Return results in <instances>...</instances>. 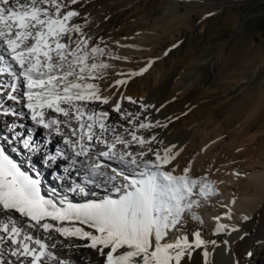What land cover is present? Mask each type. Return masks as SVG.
I'll list each match as a JSON object with an SVG mask.
<instances>
[{
    "label": "snow or ice",
    "instance_id": "1",
    "mask_svg": "<svg viewBox=\"0 0 264 264\" xmlns=\"http://www.w3.org/2000/svg\"><path fill=\"white\" fill-rule=\"evenodd\" d=\"M78 3L80 0H0V47L11 61L0 55V77L11 78L7 84L0 79V94L10 88L6 99L23 103L34 124L60 140L53 151L46 152L44 142L15 132L13 139L29 158L39 155L47 165H64L60 180L71 178L74 171L78 178L82 173L80 182L73 181L71 192L87 197L92 186L117 195L73 203L53 188L46 197L40 170L34 167L35 177L30 175L0 147V264H80L63 257L58 251L61 246L94 250L103 264H182L203 246L204 262L211 264L207 245L215 246L216 241L204 240L199 231L192 241L187 235L174 242H164V238L186 214L198 219L193 207L200 201L194 197L215 195V187L206 176L193 179L190 162L182 174H174L170 166L179 155L176 146L153 148L150 145L163 142L155 135L138 134L162 125L147 117L141 119L139 112H125L121 100L137 103L131 97L122 95L113 106L130 128L110 122L109 112L89 107L96 102L110 103L111 97L102 96L99 84L91 81L101 79L111 66L99 59L111 53L106 45H90L92 37L74 22L81 12L71 5ZM151 63L130 71L128 78L147 71ZM126 83L127 79H117L114 86ZM21 91L22 98L17 95ZM140 107L152 106L141 103ZM0 112L25 115L5 107L3 98ZM133 145L139 150H132ZM14 214L25 219L18 220ZM215 219L219 221V217ZM225 228L227 225L218 222L216 232ZM53 233L86 243L63 244Z\"/></svg>",
    "mask_w": 264,
    "mask_h": 264
},
{
    "label": "rangeland",
    "instance_id": "2",
    "mask_svg": "<svg viewBox=\"0 0 264 264\" xmlns=\"http://www.w3.org/2000/svg\"><path fill=\"white\" fill-rule=\"evenodd\" d=\"M74 22L88 36L105 29L90 45H120L114 57H120L127 83L112 91L114 82L108 87L91 81L100 93L137 101L121 100L126 110L130 103L152 106L139 113L153 124L171 117L180 125L184 116L204 125L213 116L222 142L244 138L242 145L251 150L246 158L263 164L264 0H93ZM149 60L147 71L128 78ZM194 130V125L181 127L160 147L175 145L178 152L196 155L216 138L213 128L203 141Z\"/></svg>",
    "mask_w": 264,
    "mask_h": 264
},
{
    "label": "bare ground",
    "instance_id": "3",
    "mask_svg": "<svg viewBox=\"0 0 264 264\" xmlns=\"http://www.w3.org/2000/svg\"><path fill=\"white\" fill-rule=\"evenodd\" d=\"M80 1L81 5L79 11L85 12L90 7L93 0ZM104 30V28H101L90 36L92 39L94 37L96 38V36ZM108 43L106 45L104 42V45L107 46L111 55H106L99 59L107 62L111 66L104 70V75L99 80L104 82L107 86L110 84L108 87H111L115 80L121 79V66L118 64L121 61L114 57L118 49H120V45L115 49L116 45L113 46L110 44V41ZM0 55L5 56V61L11 62L10 57L4 52L2 47H0ZM13 67L16 68V65L13 64ZM0 79H2L5 84L11 83V78L7 75L0 77ZM116 89H118L117 86L111 87L112 91H116ZM8 91H11V89L5 88L3 93L0 94V98L4 99V106L12 108L17 112L22 111L25 115L16 117L4 115L0 112V147L5 148L7 154L20 164L22 170L28 171L30 175L35 177V171H33L34 167L40 170L42 173L40 178L42 179L43 195L46 197L49 196L52 189L56 188L58 190V196L67 195L73 203H83L86 199H99L105 195L114 197L117 195L106 189H96L92 188V186H89L91 192L87 197L78 192H71L69 188L72 186L73 181L80 182L82 180V173L78 178L74 171L71 178L60 180L58 177L63 175L62 170L64 165H60L59 167L47 165L42 162L39 155L29 158L27 152L23 150L22 145L17 140L13 139L15 132H19L22 137L31 135L37 143L44 142L42 146L46 152L53 151L60 140L58 137L48 136L46 130L35 125L30 119L27 109L23 107V103L7 100L6 93ZM112 93H109L110 95L100 93L102 96L111 97L109 104L104 105L96 102L89 105V107L109 112L110 122H118L130 128L131 126L128 125L127 121L120 118L121 114L112 110V106L119 100L118 94L113 95ZM19 96L22 98V91ZM142 103L145 104V102ZM121 105L125 112H133L132 108L138 109V112L144 111V109L140 107V104L131 105L130 103V111L125 109L126 107L122 101ZM134 113H136V111ZM160 123L162 125L161 127L139 130L138 134H143L146 138L155 135L158 141L166 143L171 139L173 132L179 130L181 127L185 128L194 125L195 130L193 136L194 134H198L196 136H199L201 141H203V136H209L208 133L212 128L215 131L214 136H216L213 141L203 143L202 149L200 148L201 150L196 155L192 153V155L187 154L186 151L181 150L176 160L170 166V168L175 169L174 174L180 175L183 173V169L189 166L190 162L191 168L189 175L193 179H200L206 176L207 180L212 182L215 187L216 193L207 198L194 197L198 198L200 201L199 206L193 207V212L198 219H193L191 214H186L183 222L176 229L169 231L168 235L164 238V242H174L178 237L185 235L188 236L189 241H192L194 239V233L199 231L201 238L204 240L216 241L215 246L211 244L207 245V249L211 253L209 258L211 264H264V161L263 164L261 163L259 165L258 163L260 161L257 163L258 160H256L255 162L258 165H255L254 160L248 159L249 157L246 158L251 150L242 145L244 138L237 139L234 137L231 143L222 142L221 129H217V122L213 116L207 117L204 125L194 123L191 118H186L184 116L180 125L171 117L164 118ZM12 124H16L17 127L15 129L10 128ZM209 126L213 127L210 129L208 128ZM208 129L210 130L208 131ZM119 130L121 129H118V131ZM161 145L162 144L154 143L150 146L153 148H160ZM132 150L138 151L139 148L133 145ZM251 160L254 162V165L253 162L252 165L250 164ZM248 162L250 163L248 164ZM14 215L18 220L23 221L25 219L19 217V214ZM244 216H248L249 219H243ZM216 217H219L218 222L220 224L227 225V228L223 231L216 232L218 223L215 219ZM233 228L237 230L232 231ZM86 230L88 229L86 228ZM53 235L58 241H62L63 244L86 243V241L83 240H65L55 233H53ZM225 241H227V243H225ZM58 251L63 257L80 261V264H87L88 261H91V264H103V259L100 257L99 253L91 249H72L61 246ZM202 252L203 246L201 249L194 250L192 257L190 259L185 258L182 264H205ZM249 252L252 253L251 256L248 255Z\"/></svg>",
    "mask_w": 264,
    "mask_h": 264
}]
</instances>
